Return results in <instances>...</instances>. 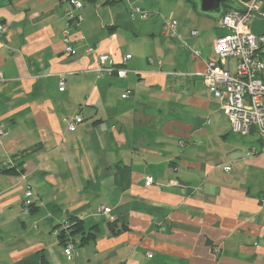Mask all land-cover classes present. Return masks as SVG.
Wrapping results in <instances>:
<instances>
[{"label": "crops", "instance_id": "obj_1", "mask_svg": "<svg viewBox=\"0 0 264 264\" xmlns=\"http://www.w3.org/2000/svg\"><path fill=\"white\" fill-rule=\"evenodd\" d=\"M81 1L67 54L66 0H0V264H264L260 140L231 130L198 75L219 17L191 0H132L145 19L124 0ZM101 53L126 75L98 74ZM76 221L83 235L61 238Z\"/></svg>", "mask_w": 264, "mask_h": 264}, {"label": "built area", "instance_id": "obj_2", "mask_svg": "<svg viewBox=\"0 0 264 264\" xmlns=\"http://www.w3.org/2000/svg\"><path fill=\"white\" fill-rule=\"evenodd\" d=\"M128 15L131 19H145L149 11L142 8L132 0H124ZM240 9L230 8L225 10L218 19V28L222 30L213 41V53L205 60L204 71L198 73L203 84L211 92L212 96L219 102L220 108L226 115L230 128L234 133L247 135L255 132L260 140V149L252 148L251 153H258L264 158V33L255 34L251 30V22L254 17L261 14L264 0H235ZM65 24L62 41L67 54L73 52L71 38L68 29L77 27L83 20L80 13L81 0H66ZM164 30L170 36H177L175 24L164 20ZM5 26L0 23V36L4 34ZM195 30L190 35L195 36ZM193 57L199 56L198 51L192 52ZM130 58L129 54L121 57L120 64L123 65ZM151 62L152 59L148 58ZM95 71L98 74L116 72L118 76L124 77L127 70L124 67L114 68L109 63V55L98 54ZM177 72L173 73L176 75ZM179 74V73H177ZM182 74V73H181ZM260 75L262 77H260ZM65 84L62 75L59 76V88ZM130 90L126 91V95ZM80 114L64 117L63 121L69 131H73L76 124L82 121ZM4 133L0 129V135ZM228 166L224 170H229ZM151 176L145 177V183L151 184ZM32 194L31 189L25 191V196ZM29 199L24 201V213H28ZM100 213L106 214L109 208L101 205ZM70 223H64L61 228L66 230ZM64 255L73 257V241L67 240L63 248ZM150 256V252H147Z\"/></svg>", "mask_w": 264, "mask_h": 264}, {"label": "water", "instance_id": "obj_3", "mask_svg": "<svg viewBox=\"0 0 264 264\" xmlns=\"http://www.w3.org/2000/svg\"><path fill=\"white\" fill-rule=\"evenodd\" d=\"M197 9L202 14L220 17L223 12V5L240 9L235 0H194Z\"/></svg>", "mask_w": 264, "mask_h": 264}, {"label": "trees", "instance_id": "obj_4", "mask_svg": "<svg viewBox=\"0 0 264 264\" xmlns=\"http://www.w3.org/2000/svg\"><path fill=\"white\" fill-rule=\"evenodd\" d=\"M191 1H193L194 2V0H191ZM196 4V3H195ZM224 12V11H223ZM222 12V13H223ZM113 222H109V227L112 229V227H113ZM82 222H80V221H76L74 224H70V226L68 227V229H73L72 230V232L74 233V232H80L82 235H83V233L84 232H82ZM64 229H61V233H60V237L61 238H63L64 236H65V234H64ZM92 235H94V234H92V233H88L87 235H84V236H82V238H81V241H87V239H89V237H91Z\"/></svg>", "mask_w": 264, "mask_h": 264}, {"label": "rangeland", "instance_id": "obj_5", "mask_svg": "<svg viewBox=\"0 0 264 264\" xmlns=\"http://www.w3.org/2000/svg\"><path fill=\"white\" fill-rule=\"evenodd\" d=\"M252 21H253L252 22L253 23L252 24L253 28L258 29V30L264 29V19L263 18L253 19ZM211 22H213V21H211ZM262 76L264 77V73H263ZM262 76L260 75V77H262Z\"/></svg>", "mask_w": 264, "mask_h": 264}]
</instances>
